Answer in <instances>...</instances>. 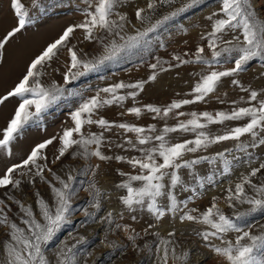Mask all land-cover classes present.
<instances>
[{"label": "rangeland", "instance_id": "rangeland-1", "mask_svg": "<svg viewBox=\"0 0 264 264\" xmlns=\"http://www.w3.org/2000/svg\"><path fill=\"white\" fill-rule=\"evenodd\" d=\"M257 13V20L264 24V0H251ZM28 13V22L0 50V98L6 96L26 74L31 61L49 44L57 40L63 31L85 20V13L94 11L97 0H21ZM153 3V9L148 4ZM222 0H173L161 3V0H118L111 19L123 23L119 36H109L103 31H96L91 41L84 38L82 30L77 29L68 47H73L80 59L96 61L106 55L114 41L123 45L128 37L145 32L157 21H162L155 31L148 32L134 47H127L113 59L83 75L65 83L64 74L68 71L70 56L67 48H61L52 61L41 69L39 77L45 88L57 85L63 92L48 107L34 116L10 145L11 156L0 149V176L8 167L21 163L39 143L56 137L53 144L41 153L37 164L42 168L43 180L36 175L37 169H18L14 179L21 181L19 187L0 188V219L7 217V223H0V264H8L7 245L15 244L11 240V224L24 230L30 236V220L26 212L31 209L33 218L41 224L45 221L40 211L39 200L43 199L50 210L55 211L56 198L51 186L62 189L63 186L53 177L58 176L69 185L70 208L66 220L54 236L42 245L47 264H60L61 253L73 257L72 264H161L162 251L167 241L169 264H226L224 258L217 256L213 247H224L225 241L235 242V231L220 234V238L210 237L206 242L203 234L214 231L201 222L202 214L213 203L219 211L229 217L240 228L250 231L252 235L264 236V208L255 211L248 203L232 201L229 206V190L234 192L237 183L243 177H250L251 183L264 184V169L256 176L252 170L264 163V128H257L256 135L245 134L239 140L229 139L210 144L195 152H187L178 163H189V167L169 169L180 177V183L171 187L170 175L165 176V195L157 198V208L164 211L162 217L148 210L151 202L147 198L143 205L133 204L131 208L123 203L127 189L121 185L130 183L133 188L143 186L142 182L130 181V177L142 174L127 161L143 156L138 149L155 147L158 141L154 137L163 133L165 127H176L180 122L191 119V114L201 115L207 112L213 116L219 111L231 113L241 107H258L264 100V57L257 56L248 61L238 73L221 78L216 90L203 101H195L194 87L202 77L211 71H229L235 66L237 52H222L218 60H213L208 47L214 22L222 19ZM186 9L178 12L182 7ZM143 9L144 21L135 17L137 10ZM177 13L176 15H172ZM125 16L123 22L119 17ZM169 19L164 20V17ZM211 18V19H209ZM17 24L11 9V0H0V39ZM124 37L123 40L120 37ZM239 37V40L236 39ZM240 30H226L218 34L217 51L232 47L242 41ZM231 42V43H229ZM203 48L202 60L197 61V50ZM179 56L180 60L174 59ZM181 61H188L181 63ZM155 64L153 69L151 65ZM155 75V80H150ZM238 81L233 84L232 81ZM123 82L135 84L143 82V90L125 88L117 92L124 96L123 101H114L99 108L93 119L103 118L112 125L126 123L146 129L144 135L153 137L146 145H139L136 134L113 126L101 129L98 125H86L85 134L95 133L103 136L100 151L110 159L101 161L95 156L76 154L81 149L73 147L61 157L59 137L63 130L72 127L71 114L82 103L95 97L111 99L110 94L100 89ZM258 93L256 101L250 100V93ZM136 92V96L131 95ZM20 103L19 97H9L0 103V139L3 131L15 114L8 101ZM185 99L194 103L175 109L167 117L163 110L173 102ZM161 109L160 115L150 113L146 106ZM140 108L139 117L130 113L131 108ZM30 111L35 112L32 108ZM183 113V115H179ZM201 122L207 124L201 118ZM250 118L229 120L222 124H208L204 131L214 138L224 135L235 127L245 126ZM154 128L155 131H147ZM197 133L176 131L168 133L166 140L170 144L194 140ZM132 141L130 145L127 143ZM135 145V147H133ZM95 146H90L89 151ZM116 157H123L117 160ZM196 161V163H191ZM50 169V171H49ZM23 173V174H21ZM71 177V179H69ZM249 198L264 199L257 196L250 185H245ZM168 193L176 199V209L171 211ZM19 201V204L16 203ZM99 205V207H97ZM197 217L194 221L182 219L185 215ZM134 237V239H129ZM248 243V241H244ZM71 250V251H69ZM185 254L187 256L185 257ZM256 259L264 261V246L254 251Z\"/></svg>", "mask_w": 264, "mask_h": 264}, {"label": "snow or ice", "instance_id": "snow-or-ice-1", "mask_svg": "<svg viewBox=\"0 0 264 264\" xmlns=\"http://www.w3.org/2000/svg\"><path fill=\"white\" fill-rule=\"evenodd\" d=\"M117 2L118 0H97L94 11L86 12V18L82 23L67 27L57 40L49 44L31 61L26 70V74L14 89L3 98H0V103H3L9 97L20 98V103L15 110V114L4 129L3 137L0 139V149L4 150L8 156H11V143L24 126L28 124L34 116L38 117L39 114L63 92V89L55 84L49 88H45L39 81V77L43 74L41 69L46 63L52 61L53 58L57 56L61 48H67L70 56L68 71L64 74L65 83H69L71 80L95 69L97 65L113 59L125 48L136 46L143 37L147 36L148 32L155 31L159 24L162 23V21H157L155 25H152L145 32H140L136 36L128 37L123 45H117L113 41L111 48L106 49L107 54L101 56L94 62L80 59L74 48L68 47V43L77 29L82 30L85 34L84 38L89 41L93 39L96 31H103L109 36H119V31H116V29H122L123 23H117L111 19ZM172 2L173 0H161V3ZM196 2L197 0H192V3ZM154 7L155 5L153 3L148 4L149 9H153ZM186 7L187 5L178 9V12L184 11ZM11 9L16 17L17 24L3 39H0V50H3L9 40L15 37L17 33L21 32L28 22V13L25 10L24 5L21 3V0H11ZM143 11V9H139L135 13L136 19L141 22L145 19ZM221 12L224 18L217 19L214 22L213 31L210 33L211 39L208 43V47L212 51L213 60H218L222 55V52H237L239 55L238 58L235 59L234 68L231 70L219 72L211 71L208 75L202 77L201 82H198L194 87L195 101H203L206 96L213 93L216 90L218 83L221 81V78L238 73L248 61L257 56L264 57V24L258 22L257 13L254 10L251 0H222ZM176 14L177 13H173L172 15ZM119 19L123 22L127 18L125 16H120ZM167 19H169V17H164V20ZM237 29L242 33V41L232 47L217 51L218 34H221L226 30L235 31ZM120 39L123 40L124 37L121 36ZM236 39L239 40V37H236ZM203 52V48L197 50V61L207 64L209 63L208 61L202 60ZM174 59L179 61L180 57L176 56ZM187 62L188 61H181V63ZM151 67L155 69L156 65L153 64ZM149 79L155 80L156 77L153 75ZM232 83L238 84V81L233 80ZM125 88L142 91L143 82L135 84H124L121 82L100 89L99 91L110 94L111 99H101L100 96L97 95L82 103L80 107L71 114L73 126L64 129L59 137L61 147L59 149V155L56 157L57 160L63 157L69 149L73 147L82 150L74 155L80 154L85 157L95 156L101 161L110 159V157L103 155L100 151L103 143L102 134L97 135L95 133H90L86 135L84 131L86 125L90 126L95 124L101 129H110L115 126L124 129L127 132L135 133L139 145H146L153 140V137L144 135L146 129L142 127H135L126 123L112 125L103 118L93 119L94 114L99 108L105 105H110L114 101H123L125 97L117 95V92ZM136 94V92L131 93L133 97H135ZM257 97V92L252 91L250 93L251 101H256ZM195 101L185 99L183 101L173 102L167 109L163 110V116L167 117L173 110L180 109L183 105H188ZM32 108L35 109V112L30 111ZM146 110L157 115H160L161 113L160 108L150 105L146 106ZM129 111L131 114L139 117L142 110L134 107ZM179 115H183V113H179ZM201 118H203L207 124L202 123ZM243 118H250V122L245 126L235 127L231 129L230 132L224 135L215 136L214 138L209 137L204 131H198L204 129L208 124H222L225 121L240 120ZM257 128H264V100L259 101L258 107H241L232 110L230 114L219 111L213 116L204 112L201 117V115L192 113L191 119L186 122H180L176 127H165L162 134L154 137L155 141L159 142L157 146L148 148L147 150L142 148L138 149V151L143 153L142 158H133L127 161L133 168L138 167L142 173L131 176L130 181L142 182L143 186L137 189L133 188L130 183L121 185L127 189V196L126 198H123V203L131 208L133 204L143 205L147 198L151 201L148 204V210L157 214L158 217H162L164 211L157 208V198L165 195V192L163 191L165 184L163 181L165 176L170 175L171 187L174 188L180 183V177L175 171L169 173L168 170L189 167L190 165L188 162H185L183 165L178 163L185 153L195 152L200 148H207L212 143L227 141L229 139L239 140V138L245 134H251L255 137V130ZM178 130L195 132L197 133L196 138L194 140H187L175 144L167 142L166 135ZM147 131H155V129L150 128ZM55 139L56 137H53L37 144L31 150L27 158L21 163L8 167L5 173L0 176V188H7L9 185L14 188L20 186L21 181L14 179V173H16L18 169H31L32 167H35L37 169L36 175L40 176L43 180L42 168L37 164V161L41 158L46 159V157H41V153L49 145L53 144ZM127 143L131 145L132 141L129 140ZM260 143L264 144V140H261ZM93 145L95 146L94 150L89 151L90 146ZM133 147H135V145H133ZM116 159L123 160L124 158L116 157ZM191 163L194 164L196 161H192ZM261 169H264V163L260 164L258 168L252 170L250 175L252 177L256 176ZM53 177L63 186L62 189H57L55 186H51L52 192L56 198L54 213L49 209L47 203L43 199H40V211L45 221L44 224H41L33 218L31 209H25L23 205H20L21 210L26 212L30 218V220H27L24 223L28 225V232H30L31 235H25L24 230L17 227L14 223L10 225L12 230L11 240L14 241L15 244L6 246L8 264H47L42 245L47 244L62 223L65 222L66 214L69 212L70 208L69 201L71 195L69 192V185L58 176H55L54 173ZM69 179H71V177H69ZM245 185H250L256 192L257 196L264 197V184H261L260 186L252 184L250 177L246 176L243 177L241 183L236 184L234 192L229 190V195L227 197L229 206H233L232 201H236L238 203H248L252 205L253 211L258 208H264V199L249 198L245 192ZM168 197L171 200L170 210L175 211L176 199L171 193H168ZM2 203L3 201H0V204ZM16 203L19 204V201ZM97 207H99V205H97ZM182 219L194 221L197 217L188 214L182 217ZM201 222L209 225L214 230L203 234V240L206 242L210 237L220 238V234L229 231H235L238 233L234 243L231 241H225L224 247L212 248L217 256L224 258L226 264H264V261L256 259L254 255V251L257 247L264 246V236L252 235L250 231L240 228L229 217L221 213L215 203H213L211 207L202 214ZM0 223H7V217L5 216L0 219ZM129 239H134V237H129ZM244 241H248V243H245ZM167 243V241L162 240L161 244L165 245V247L163 249H158V251H162L161 264H169V249L166 246ZM61 255L63 256V259L60 260V264H72L73 257H69L63 252ZM186 256L187 254H185V257Z\"/></svg>", "mask_w": 264, "mask_h": 264}, {"label": "crops", "instance_id": "crops-1", "mask_svg": "<svg viewBox=\"0 0 264 264\" xmlns=\"http://www.w3.org/2000/svg\"><path fill=\"white\" fill-rule=\"evenodd\" d=\"M13 101H14L13 98L10 99V101H8V104H9L8 106L9 107H12L13 106L12 109L16 110L17 107H18V103L17 102L13 103Z\"/></svg>", "mask_w": 264, "mask_h": 264}]
</instances>
